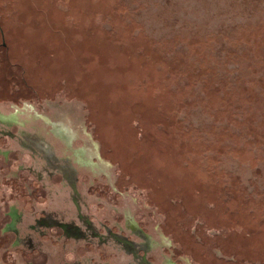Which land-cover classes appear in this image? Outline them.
<instances>
[{
    "label": "rangeland",
    "instance_id": "1",
    "mask_svg": "<svg viewBox=\"0 0 264 264\" xmlns=\"http://www.w3.org/2000/svg\"><path fill=\"white\" fill-rule=\"evenodd\" d=\"M0 102L84 108L205 264H264V0H0Z\"/></svg>",
    "mask_w": 264,
    "mask_h": 264
},
{
    "label": "flooded vegetation",
    "instance_id": "2",
    "mask_svg": "<svg viewBox=\"0 0 264 264\" xmlns=\"http://www.w3.org/2000/svg\"><path fill=\"white\" fill-rule=\"evenodd\" d=\"M53 147L29 130L20 111L0 109V190L12 188V154L23 152L28 164H19V169L32 176V188L43 195L29 201L0 198V264H191L175 260L170 251L158 255L148 234L130 219L123 227L89 216L74 166ZM56 176L66 186L53 181ZM28 184L21 186L27 189ZM60 191L67 193L61 196ZM78 242L83 245L80 258Z\"/></svg>",
    "mask_w": 264,
    "mask_h": 264
},
{
    "label": "water",
    "instance_id": "3",
    "mask_svg": "<svg viewBox=\"0 0 264 264\" xmlns=\"http://www.w3.org/2000/svg\"><path fill=\"white\" fill-rule=\"evenodd\" d=\"M0 109L20 111V117L28 123L29 130L42 134L54 145L56 154L74 166L78 191L87 202L89 216L123 227L125 220L130 219L148 234L158 247V255L165 256L170 251L175 260L205 264L113 177L84 108L0 102ZM27 158L23 152L21 155L12 154V188L1 189L0 198L11 196L29 201L30 197H43L42 192L32 188L33 184L36 185L32 176L22 167L19 169V164H28ZM57 180L61 187L66 186L64 178L56 176L53 179ZM24 181L29 182L27 189L21 186ZM47 195L45 191L44 196ZM82 250V243H76L77 258L81 257Z\"/></svg>",
    "mask_w": 264,
    "mask_h": 264
}]
</instances>
